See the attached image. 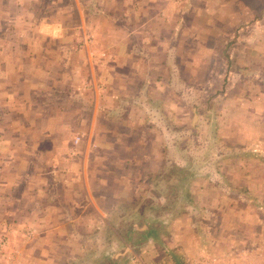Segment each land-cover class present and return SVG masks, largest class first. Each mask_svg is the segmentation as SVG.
Instances as JSON below:
<instances>
[{
    "label": "crops",
    "instance_id": "1",
    "mask_svg": "<svg viewBox=\"0 0 264 264\" xmlns=\"http://www.w3.org/2000/svg\"><path fill=\"white\" fill-rule=\"evenodd\" d=\"M121 1L128 11L119 16ZM185 1L186 12L190 2L199 0ZM38 3L0 0V85L8 89L9 81L18 86L17 91H0V128L31 134L32 141L43 143L52 127L57 132L74 123L81 126L53 149V157L50 149L57 143L47 141L43 160L32 163L27 175V137L12 143L9 136L0 135V242L5 239L10 245L16 233L26 253L40 233L34 231L39 219L15 226L9 221L11 211L22 218L30 211L50 212L53 264H126L132 246L141 248L159 239L157 228L168 226L175 205H187L185 194L240 193L264 205V0H204L201 10L210 11L214 22L208 32L194 28L191 34L224 39L213 46L198 45L199 51L209 52L214 91L195 93L189 100L179 80L180 60L166 58L170 46L133 44L134 37L149 35L142 30H148L149 23L153 26L156 0H68L69 13L63 0H49L51 15L37 9ZM222 20L230 25L222 27ZM5 21L9 23L2 29ZM175 30L177 35L180 29ZM99 38L103 43L93 42ZM157 51L160 61L146 54ZM168 73L173 75L172 87ZM223 73L226 79L220 80ZM173 87L176 99H171ZM51 99L48 119L53 115V124L44 128L38 124V106L52 104ZM28 100L35 110L31 123H25L24 116ZM12 113L24 116V121L6 123L4 116ZM171 119L177 123L172 125ZM202 143L209 147L208 155L200 154ZM143 147L145 156L139 152ZM187 149H193V155ZM205 161L207 171L202 169ZM17 162L24 169L15 167ZM43 171H53V191L48 183L42 187ZM25 195L32 200L27 203ZM46 197V204L34 201ZM17 202L16 209L10 208ZM17 239L11 244H19ZM88 241H96L97 251L86 252L82 245ZM14 254L22 259L18 251Z\"/></svg>",
    "mask_w": 264,
    "mask_h": 264
},
{
    "label": "rangeland",
    "instance_id": "2",
    "mask_svg": "<svg viewBox=\"0 0 264 264\" xmlns=\"http://www.w3.org/2000/svg\"><path fill=\"white\" fill-rule=\"evenodd\" d=\"M41 1H43L41 3ZM61 1V0H58ZM125 2L127 0H124ZM157 4L154 6V11L152 14L155 16V20L153 26L151 23L148 24V30H142L144 33H148V36L141 35L133 38V42L135 44L138 43V47H142L140 45L147 44L150 42L154 44L153 46H161L162 44L166 46H170L169 49L171 51L167 52L166 58L172 61L180 60V64L182 68L179 71V80L181 84L184 85L185 93L187 99L189 97L193 99L195 93L197 94H206L208 92H212L210 88V79L209 72L210 68L207 66L209 63V52L207 51H199L198 45L204 47L205 45H215L217 43H221L224 37H220L219 41H212V37L208 34L200 35L198 38L196 35H192V29L198 28V31L201 30L203 33L208 32L207 30L211 29V24L214 22L210 18V11L201 10L204 8V0H199L198 2H190L189 10L184 11V6H188L184 0H156ZM251 1V0H250ZM49 0H39L37 9H42L44 14L51 15L53 14V6L48 8L47 3ZM66 2L68 13L72 11L70 6L68 7V0H63ZM195 3V4H194ZM123 5V6H122ZM196 6V11L195 7ZM251 5L252 2H251ZM193 6V7H192ZM128 11L124 8L123 1L119 2V8L117 10V14L119 16L125 15V12ZM184 11V12H183ZM147 10H143L141 13H146ZM33 13V12H32ZM128 13V12H127ZM140 13V10L136 12ZM184 13V15H183ZM36 14V13H34ZM129 14V13H128ZM223 14H221L222 16ZM208 17V18H207ZM206 18V19H205ZM77 19L72 18L71 21L76 24ZM64 23L69 21L62 20ZM70 21V22H71ZM222 27H227L229 23L228 20L221 21ZM6 23H3L1 27L2 29H6ZM219 23V22H217ZM234 23V21H233ZM66 24V23H65ZM127 24H130L129 22ZM11 26L13 27L12 23ZM76 26V25H75ZM99 26V24H98ZM145 28V26H143ZM179 27L178 34L176 35V28ZM171 29H174V34L170 35ZM205 29V30H202ZM152 30L157 32V36L150 35ZM8 32L5 34V38H8ZM152 37H156L153 39ZM198 39V42L196 41ZM10 40L13 42V34L10 35ZM153 40V41H152ZM155 40V41H154ZM95 43H103L101 38L95 41ZM144 53V52H143ZM146 54L153 56L154 61H160L161 53L159 51L155 53L147 52ZM165 58V57H164ZM196 59V63L192 64L191 61ZM198 64L205 65L202 68L198 66ZM59 68V63H57ZM79 70V69H78ZM77 70V71H78ZM159 71V69L155 70ZM169 76V86H173V75L168 73ZM226 79V76L220 74V80ZM217 79V78H216ZM80 82V81H79ZM7 84L0 85V91L2 94L6 93V90H15L18 89L16 85ZM195 83V84H194ZM81 84L76 85L75 90L79 91ZM176 87V86H174ZM171 89V99H176L178 96L175 91ZM177 89H179L177 87ZM183 90V89H182ZM53 97V96H52ZM17 98V97H16ZM181 100V98H180ZM52 104H47V106H38L41 108V116L38 120V124H41V127H47L53 124V115L49 118V106H53V100L51 99ZM177 101H173L175 104ZM181 102V101H180ZM33 103H29V100L25 102L24 108L26 115L25 123L33 122L34 117V107ZM172 104V102H171ZM175 110V108H173ZM17 114H8L5 115L6 123H12L13 125H18L24 121L23 117ZM79 117L80 114H77ZM48 120V121H45ZM175 119V118H174ZM181 121V120H180ZM191 117L190 113L186 115L185 126L187 129L191 128ZM172 123V119H171ZM174 123H177L175 120ZM172 123V125L174 124ZM181 123V122H180ZM73 126H69V130L64 126L65 129L53 132V127L50 136H46L48 142H54L55 148L53 147L51 150V156L53 157V149L60 148L62 142L69 141L71 139V135L73 132L77 131L81 125L78 123L72 124ZM181 125V124H180ZM44 127V128H45ZM42 129V128H41ZM50 133V132H49ZM0 135L9 136L12 143H19L21 139L27 137V141L24 139L23 141L29 147L30 153V162L25 166V174L27 175L30 171V165L37 164L42 159V151H48L47 141L35 142L31 140V134L24 135L23 133H14L11 128H6L2 130L0 128ZM198 135V134H197ZM199 140V137H196ZM188 143L192 144L191 136H187ZM31 143V144H30ZM35 143V144H34ZM190 144L188 146H190ZM41 146V147H40ZM38 147V148H37ZM58 147V148H57ZM192 147V145H191ZM15 151H19L16 147ZM189 151L188 154L193 155V149H187ZM140 154L145 156V148L139 150ZM17 153V152H15ZM21 153V152H19ZM203 156L209 154V147H204V143H202L201 152ZM18 155V154H17ZM199 155V151L197 152ZM202 158V156H200ZM20 165V166H19ZM15 167L24 169L23 165L17 162ZM209 165L207 161H205V165L202 166V169L207 171ZM33 172V171H32ZM53 171L46 173L43 171L41 175V180L43 182L42 187L46 186L48 183L50 191H53ZM15 195H18L20 190L19 188H15ZM50 195V192H49ZM189 201L187 200V205L184 204L182 207H173V217L172 220L168 221V226L165 223H162L159 228H157L156 232H158L159 239H154V241L142 245L141 248L132 246L130 248V254L128 255L126 264H264V205L261 202H253L250 198L241 197L240 193L238 195H233L230 192H224L221 195L219 192L217 193H209L205 192V194L201 193L199 195H195L194 193L185 194ZM48 196V195H47ZM53 197V193L51 194ZM199 199L198 203L193 201V198ZM198 196V197H197ZM25 195L23 198H26L27 203L32 200V197ZM173 197V196H172ZM171 197V200H172ZM212 200L210 203H205L204 200ZM31 199V200H30ZM48 197L34 201L40 204H46ZM34 203V202H32ZM35 204V203H34ZM16 205H19V202L13 204L10 208L16 209ZM13 215L11 211V217L9 221L14 220L15 226L21 223V220L27 219L28 223L33 224L38 220L39 227L34 228L35 232L38 233V236H35L33 239V243L29 244V250L25 253L24 244L20 242V236L15 233L13 235V240L11 243L17 239L19 244H7V241L0 242V255L4 252L7 254L4 257H0V264H53V215H50V212H36L27 215V218L20 217L19 213ZM33 213V214H32ZM27 214V213H25ZM13 217V218H12ZM4 220V216H3ZM47 226H43L42 221ZM8 221V217L6 218ZM10 223V224H11ZM26 223V222H24ZM36 224V223H35ZM158 223L156 222V225ZM52 228L51 232H45V230ZM18 232H21L20 229H15ZM34 232V233H35ZM3 238V237H0ZM260 238H262L260 240ZM28 240V239H24ZM16 243V242H15ZM96 241H88L86 244L82 245L87 248V251L91 249V251H97V245H95ZM89 246V247H88ZM3 249H6L5 251ZM18 251V255L22 256V259H16L14 257V252ZM13 251V252H12ZM70 251H74L73 249ZM21 253V254H20ZM13 254V255H12ZM156 256L155 261H153V256ZM62 264H67V262L62 261Z\"/></svg>",
    "mask_w": 264,
    "mask_h": 264
}]
</instances>
